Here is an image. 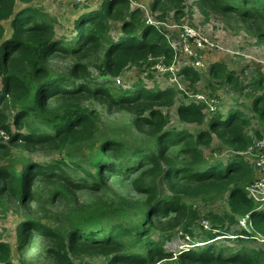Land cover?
Here are the masks:
<instances>
[{"label":"trees","instance_id":"1","mask_svg":"<svg viewBox=\"0 0 264 264\" xmlns=\"http://www.w3.org/2000/svg\"><path fill=\"white\" fill-rule=\"evenodd\" d=\"M22 1L24 5L17 9V0H0V72L3 74L0 127L10 135V146L22 143L27 147H48L57 152L67 151L69 156L74 149L84 146L97 156L91 162L95 174L90 172V168L85 170L80 166L83 174L71 176L68 169L79 167V164H71L72 161L69 165L60 160L44 165L31 163L20 172L14 167L1 168L0 178L7 180L2 192L21 203H37L41 199L37 181L63 185L60 190L51 191L53 200L67 198L70 192L75 191L101 192L106 184V173L128 174L136 170L134 173L139 172L134 184L136 191L148 196L146 206L138 210L133 209L137 202L123 199L117 203L99 201L88 211L79 210L68 218L67 234H59L50 226L35 223H29L25 231L37 230L42 236L55 238L60 246L51 253L67 264H72V261L66 250L71 253L81 251L91 256L102 254L110 258L109 264H152L154 258L164 259L167 254L161 242L149 238L148 225L153 218L164 220L171 214L184 215L191 210L181 203L176 189L179 181L187 179L189 183L201 185L187 190L191 197L211 195L212 186L223 183L222 193L229 192L231 209L238 213L241 210L251 213L257 232L264 236V208H255L254 201L248 199L239 184L243 181L238 182L242 176L245 181L253 179L252 165L242 157L225 164L211 163L202 151V147H210L214 134H219L225 143L249 146L251 139L245 131L251 122L250 117L238 109L226 115L217 110L207 129L196 135L188 130H166L169 118L158 106L172 104L174 89H146L137 84L117 90L111 82L99 81L88 72L86 61L89 59L102 74L112 76L151 55L165 56L167 62H171L174 51L163 32L146 25L139 10L131 11L129 0H104L98 9L78 17L75 21L76 36L67 42L66 38L56 36L54 19L47 11L36 6L34 0ZM184 2L154 0L152 8L156 10L167 4L180 8ZM198 3L208 13H232L253 20L260 26V38H264V0H198ZM112 19L123 21L124 33L119 40L110 37ZM5 20H10L8 36L2 24ZM104 48L106 51L101 61ZM58 52L78 58L66 73L49 69V61L58 56ZM186 71L191 69L186 68ZM209 72L217 79L224 78L229 82H239L240 79L238 73L220 63L213 64ZM250 86L257 93L252 99V111L264 119V74L253 76ZM88 95L104 98L118 108L133 110L138 123L149 127L154 146L130 149L127 142L119 137L103 135L101 139L97 138L99 113L84 105ZM53 99L55 104L51 105ZM204 109V103L191 101L182 103L178 112L184 122L203 124ZM10 110L15 111L13 124L16 132L8 121ZM147 112L149 116H145ZM181 145L179 153L189 160L185 164L178 160L176 152L169 154L170 151L166 150ZM0 149L10 150V147L0 143ZM110 152L117 157H107ZM125 153L129 154L128 158ZM120 157L124 160L119 161ZM138 161H147V170L140 173L141 168L136 169L133 165ZM160 176L164 177L172 196L159 199L157 180ZM147 179L150 180L148 184L145 183ZM129 215L132 219H128ZM234 216L213 215V220L224 227L226 221L231 225L236 223ZM213 229L217 231V228ZM220 235L210 233L207 237L214 240ZM10 253V246L1 243L0 255ZM180 259V264H264V252L242 250L226 254L225 250H216L214 245H210L199 251L184 252Z\"/></svg>","mask_w":264,"mask_h":264},{"label":"rangeland","instance_id":"2","mask_svg":"<svg viewBox=\"0 0 264 264\" xmlns=\"http://www.w3.org/2000/svg\"><path fill=\"white\" fill-rule=\"evenodd\" d=\"M104 0H90L87 4L80 5L78 0H34L36 6L47 11L54 19L56 36L66 38V41L73 40L76 36L75 21L83 13L98 9ZM130 10H139L142 14V21L146 25H152L164 30L165 38L171 45V41L177 43V50L173 48L174 57L167 62V57H155L151 55L137 64L127 66L124 71L117 75H105L97 68L94 61H86L89 66L88 72L99 81H109L117 90L120 88H132L142 84L146 89L158 88L175 90L172 104L160 105L159 109L169 118L166 130H188L196 135L201 130H206L210 119L216 114L210 110V102L217 100L220 103V113L229 114L231 110L238 109L250 117V124L247 126L246 134L251 139L249 146L231 145L225 143L219 134H214L210 147H202L203 155L211 163H227L236 157L244 158L253 167V179L245 181L242 176L238 182L246 191L248 199L254 201L255 208L263 209L264 200L258 202L251 196L260 180L264 179V172L260 166V159L263 151L258 143L264 139V119L252 111V99L257 94L251 87L253 76L258 73L264 74V38H260L258 28L260 26L251 19H245L237 14L208 13L199 5L198 0H185L182 7L177 8L171 4L154 10V0H129ZM17 0V9L24 4ZM128 19V17H127ZM2 24L10 32V20ZM110 37L119 40L123 35V21L119 19L110 20ZM187 28L192 35L185 39L179 37V32ZM169 38H168V37ZM202 40V48L199 60L200 65H193L196 62L190 56L182 52L185 43L194 47L196 40ZM106 48L101 52V61ZM58 56L49 61V69L55 72H68L76 56L66 55L58 52ZM220 63L230 71L238 73L239 82H229L224 78H216L210 74V67ZM175 64V65H174ZM161 67V69L158 68ZM174 67V70L171 69ZM186 68L191 69L190 72ZM177 69V72H176ZM244 71V72H242ZM2 77L0 72V91L2 90ZM120 80V82H118ZM144 83H147L146 86ZM247 84L249 87H247ZM116 91V90H114ZM51 105L55 104L54 99ZM197 102L205 104L204 123L184 122L179 116V106L182 103ZM84 105L98 111L97 138L103 135L116 136L125 140L133 149L134 146H143L144 149L154 146V139L149 134V127L140 125L137 121V114L133 110L118 108L109 104L104 98H95L90 95L84 100ZM15 111H8V121L12 124V130L16 132L13 124ZM145 116H149L147 112ZM0 143L9 146L10 150L0 149V169L14 167L17 172L22 171L24 166L31 163L44 165L54 160L64 161L70 165L79 164L68 169L73 176L76 173L82 175V166L85 170L95 174L92 166V158L97 156L88 148L80 146L69 152H57L48 147L31 145L29 147L22 143L10 146V135L0 127ZM181 146L168 147L166 150L177 153L178 160L185 164L189 160L179 153ZM107 157H117L110 152ZM125 157H129L125 153ZM124 160L120 157L119 161ZM147 161L133 164L140 173L147 170ZM71 170V171H70ZM117 174V172L106 173L105 186L101 192L81 190L70 192L67 198H53L50 193L53 190H60L61 183H50L45 180L37 181L36 186L41 195L37 203H21L17 198L11 197L2 192L7 180L0 178V244L10 246L9 255H0V264L11 261L12 264H67L65 260L57 258L51 250L57 249L59 242L50 236H42L39 231H25L29 223L43 224L50 226L59 234H67L69 217L88 211L99 201L117 203L120 199L129 202H137L134 210L142 208L147 204L148 196L140 194L134 186L139 172ZM76 176V175H75ZM147 179L145 183H149ZM201 185L189 183L187 179L177 183L178 197L181 203L190 207L184 215L171 214L168 219L153 218L148 225L151 239H155L163 245L167 258H154L152 264H180L181 255L184 252L199 251L210 245L216 250H225L226 254L242 250H255L264 252V236L258 233L251 217V213L241 210L239 213L233 211L228 203L229 192L223 195V183H215L211 195L191 197L187 190ZM159 199L172 196L163 176L157 180ZM58 192V191H57ZM260 198H263L261 196ZM134 212V211H133ZM133 212L131 215H133ZM232 215L236 223L231 225L228 221L222 227L219 222L213 220V215ZM128 219H132L129 215ZM28 228V227H27ZM213 228H217V231ZM215 230V231H214ZM26 232V233H24ZM225 234V235H220ZM220 235L214 240H209L208 234ZM80 244V243H79ZM82 244V243H81ZM67 246V245H65ZM69 253L72 264H109L110 258L105 255L91 256L81 251ZM5 260V261H4Z\"/></svg>","mask_w":264,"mask_h":264},{"label":"built area","instance_id":"3","mask_svg":"<svg viewBox=\"0 0 264 264\" xmlns=\"http://www.w3.org/2000/svg\"><path fill=\"white\" fill-rule=\"evenodd\" d=\"M89 1L90 0H78V3L80 5H84V4H87ZM157 28H158L159 31L165 32L164 30L160 29V27H157ZM189 35H192V34H191V31L189 29H187V28H184L183 31L179 32V37H181L183 39H185ZM202 45H203V43H202V40H200V39L196 40L194 47H191V45H189L187 43H185L183 45L182 52L185 53L186 55L190 56L191 59H194L195 61L197 60L196 62L192 63L193 65H196V64L200 65L201 64V61L199 60V57H200V54H201ZM170 46L172 48H174L175 50H177V43L176 42L171 41V45ZM158 68L161 69L160 66H158ZM171 69L174 70V67H171ZM176 72H177V69H176ZM118 82H120V80H118ZM146 84L147 83H144L145 86H146ZM209 105H210V110L213 111V112H216L217 110L220 109V103H219L218 99L217 100H212ZM258 146L263 151V154H262L261 159H260V166L262 167V170L264 172V139L260 140V142L258 143ZM261 196H263V198H260ZM250 197H253L258 202L264 200V179L259 181V183L255 187V189L251 192V196Z\"/></svg>","mask_w":264,"mask_h":264},{"label":"crops","instance_id":"4","mask_svg":"<svg viewBox=\"0 0 264 264\" xmlns=\"http://www.w3.org/2000/svg\"><path fill=\"white\" fill-rule=\"evenodd\" d=\"M11 31V30H10ZM10 35V32L8 33V31H6V36Z\"/></svg>","mask_w":264,"mask_h":264}]
</instances>
